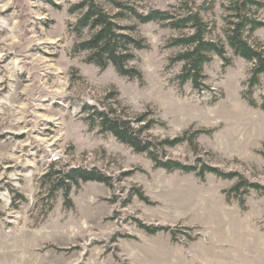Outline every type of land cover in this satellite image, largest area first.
<instances>
[{
    "label": "rangeland",
    "instance_id": "rangeland-1",
    "mask_svg": "<svg viewBox=\"0 0 264 264\" xmlns=\"http://www.w3.org/2000/svg\"><path fill=\"white\" fill-rule=\"evenodd\" d=\"M79 1L0 0V264H264V191L250 190L241 206L228 195L234 180L155 167L84 110L118 101L131 116L149 111L155 140L202 130L195 149L184 141L165 156L198 166L199 158L264 185V111L242 97L251 63L227 49L229 64L214 56L204 65L209 89L180 86L181 63L169 65L178 49L165 46L177 32L130 18L122 24L148 45L132 61L142 79L100 69L72 53L77 13L68 8ZM129 1L146 11L186 0ZM224 1L200 7L215 24L212 37H221ZM258 15L264 21V7ZM250 40L264 44V27ZM52 163L97 169L111 186L80 182L67 198L61 190L49 198L42 176ZM138 221L168 229L147 233Z\"/></svg>",
    "mask_w": 264,
    "mask_h": 264
},
{
    "label": "trees",
    "instance_id": "trees-1",
    "mask_svg": "<svg viewBox=\"0 0 264 264\" xmlns=\"http://www.w3.org/2000/svg\"><path fill=\"white\" fill-rule=\"evenodd\" d=\"M195 1H184L177 10L149 8L140 11L129 0H80L72 4L68 11L77 13V18L70 24V30L79 38L72 46V53H85L84 61L104 69L111 65L121 76L130 79H142L141 71L132 64L135 59V50L148 47L145 39L135 35L136 26L122 24L125 19H133L136 24L158 22L177 32L166 42L167 47L177 48L178 51L169 58V65L181 63L177 75L180 86L190 83L197 91L209 89L206 84L204 65L214 56L223 61L224 65L230 63L227 49L233 55L243 58L251 63L249 73L243 82L242 97L252 107L264 111V92L255 96L258 88L264 91V44L250 40L253 32L264 27V21L259 18V11L264 7L263 0H225L221 4L223 9V26L220 36L212 37L215 24L206 21L200 9L211 11L215 0H203L199 8ZM201 7V8H200ZM115 10V12H111ZM86 33V35H84ZM121 107L118 101L115 105L96 107L85 105L87 119L99 131L113 135L120 142L128 145L137 153H144L153 162L155 167L166 171L179 170L182 172H195L203 177L214 174L223 179L234 180L229 188L228 195L233 194L241 206L244 205V196L250 190L264 191V185L251 182L236 171H223L218 167L200 162L185 164L181 161L167 158L164 154L166 148L174 147L188 141L194 149V139L202 130H196L191 137L186 134L172 138L155 140L148 135L158 120L149 116L145 111L131 116L126 112L127 107ZM49 184V198H54L56 191L61 190L64 197H68L73 185L80 182L96 181L111 186V178L97 169L83 167L54 168L50 164L48 171L42 176ZM140 199L146 201L143 192L138 191ZM23 197V196H20ZM138 226L147 233L167 230L164 226L146 225L138 221Z\"/></svg>",
    "mask_w": 264,
    "mask_h": 264
}]
</instances>
